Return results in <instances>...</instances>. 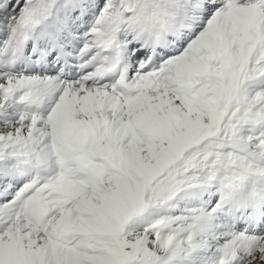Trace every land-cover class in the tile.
Masks as SVG:
<instances>
[{"label": "snow or ice", "instance_id": "1", "mask_svg": "<svg viewBox=\"0 0 264 264\" xmlns=\"http://www.w3.org/2000/svg\"><path fill=\"white\" fill-rule=\"evenodd\" d=\"M0 264H264V0H0Z\"/></svg>", "mask_w": 264, "mask_h": 264}]
</instances>
